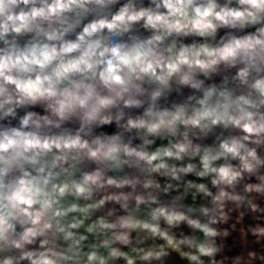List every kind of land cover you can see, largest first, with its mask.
I'll use <instances>...</instances> for the list:
<instances>
[{
	"label": "clouds",
	"instance_id": "1",
	"mask_svg": "<svg viewBox=\"0 0 264 264\" xmlns=\"http://www.w3.org/2000/svg\"><path fill=\"white\" fill-rule=\"evenodd\" d=\"M0 264H264V0H0Z\"/></svg>",
	"mask_w": 264,
	"mask_h": 264
}]
</instances>
